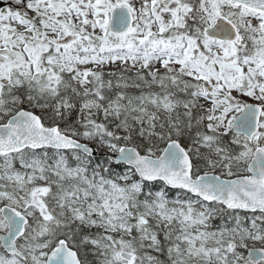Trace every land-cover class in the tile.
<instances>
[{
  "label": "snow or ice",
  "instance_id": "1",
  "mask_svg": "<svg viewBox=\"0 0 264 264\" xmlns=\"http://www.w3.org/2000/svg\"><path fill=\"white\" fill-rule=\"evenodd\" d=\"M0 264H264V0H0Z\"/></svg>",
  "mask_w": 264,
  "mask_h": 264
}]
</instances>
